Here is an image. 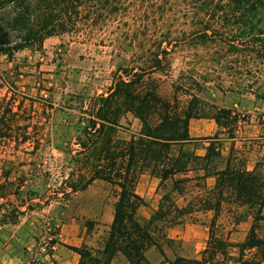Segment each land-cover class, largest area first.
Here are the masks:
<instances>
[{
  "label": "trees",
  "instance_id": "16d2710c",
  "mask_svg": "<svg viewBox=\"0 0 264 264\" xmlns=\"http://www.w3.org/2000/svg\"><path fill=\"white\" fill-rule=\"evenodd\" d=\"M131 10L141 12L146 24H175L178 17L193 24L190 35L199 39L197 47L210 46L213 62L218 66L225 62L229 65L228 72L238 69L227 76L229 82L217 78L214 85L218 90L253 93L252 85L264 79V29L260 27L259 18V13H264V0H0V56L9 59L18 51L41 46L50 37L74 34L79 30L77 24L120 23ZM205 24L221 26L215 31L213 26ZM149 31L148 27L143 29L144 33ZM151 31V38H157L158 31ZM160 31L162 40H155L151 45L147 40L139 46L147 57L133 62L132 66L119 67L110 85L101 89L102 93L97 96L95 92L85 113L87 119L72 127L74 140H69L66 147L76 149L73 154L70 148L63 152L58 165L62 179L58 192L63 201L96 181L112 186L116 195L113 219L101 247L82 246L72 251L79 256L78 264H111L117 255L128 264H148L145 253L149 249L154 248L163 256L160 245L167 242V229L184 225L187 218L192 219L191 223H198L199 220L192 218L193 214L210 212L209 239L201 260L176 258L164 262L224 264L229 260L239 264H261L264 262V239H258L256 231L259 223H264V173L260 171L263 163L247 171L245 161L238 160L233 150L223 160L219 134L204 139L209 145L202 157L185 150L191 143L187 124L191 119L205 118L200 115L201 110L188 106L181 112L175 97L170 103L158 95L154 84L142 86L145 75L154 71L165 73L170 68L165 59L167 52L161 50V45L170 46L166 39L171 29ZM151 47L164 57L158 59L157 53L151 54ZM250 67H255V72ZM246 78L251 79L249 85H245ZM208 83H211L208 78L200 76L199 80L182 78L172 85L174 90L187 94L192 103H197L199 100L194 92H202ZM10 102L11 98L0 99V149L2 141L14 139L11 132L16 114ZM215 111L211 119L232 134L236 117L228 109ZM127 115L138 120L140 131L122 141L116 135ZM27 141L25 136L19 143ZM65 170L69 172L65 174ZM143 174L158 179L159 187H169L161 195L157 211L141 223L137 211L145 202L136 194L135 187ZM208 177L215 179V185L203 195L200 190H205L204 181ZM186 195L191 200L179 207L176 199ZM225 207L232 209L229 210L233 212L235 223L248 216L253 220L245 242L239 246L227 243L222 234L219 237L214 234L216 220ZM234 247L239 250L237 258L228 253ZM252 250L256 253L247 257L245 253ZM218 256L223 259L218 260Z\"/></svg>",
  "mask_w": 264,
  "mask_h": 264
},
{
  "label": "crops",
  "instance_id": "0c3cea01",
  "mask_svg": "<svg viewBox=\"0 0 264 264\" xmlns=\"http://www.w3.org/2000/svg\"><path fill=\"white\" fill-rule=\"evenodd\" d=\"M60 43L58 37H50L42 43L38 52L27 48L14 53L9 59L4 55L0 56V99L8 100L12 93L19 95L21 101L16 104L13 102L12 111L16 115L25 112L26 119L23 124L50 127L51 124L56 123L61 130L60 133H54V135L58 134L55 138L56 142H68L69 140L73 142L74 138L71 137L73 135L68 131H71L72 127L78 123L83 124V120L87 119L85 113L89 109V105L78 108L80 110L78 117L73 120L68 114L73 112V108L53 104L50 98L51 92L45 90L44 85L45 79H48L53 72L52 69H57L56 71L60 72V67L57 64H48L49 51L54 50ZM9 78L13 82L12 88L7 87L6 79ZM46 83L49 84V82ZM101 93V90L97 91L96 96ZM129 116L131 115H127L126 118ZM124 121L126 120L124 119ZM121 125L123 126L124 123L122 122ZM246 128L238 126L233 138H220V153L223 160L229 156L232 150L247 155L249 144L254 138L246 136V133L243 132L246 131ZM28 130L29 128H27ZM221 131V128L211 117L189 120L187 135L191 143L187 145V149L189 148V151L195 156L202 157L209 145L204 139L213 138ZM124 133L119 132L117 138L127 141L131 136L138 134L129 131ZM44 134L45 132L42 136ZM121 134L124 135L120 136ZM24 135L28 139L26 143H20L12 149H0V177H2V172L7 169L19 171L27 168L26 166L32 158L40 152L32 147V136H29L28 132ZM218 136L221 137L220 134ZM47 137H50L49 132ZM73 148V150L70 149L72 154L76 147ZM58 151L59 155L63 156L64 151L60 149ZM254 166L247 162V171H251ZM222 167L220 166V168ZM198 174L201 175L202 172L200 171ZM11 181H13L11 178H0V264H78L79 256L72 249H79L82 246L93 247V234L87 235L86 224L101 223L109 228L112 222L113 207L105 203L106 191L103 189V182L92 183L86 190L75 194L69 206L66 205L60 209L59 206L63 199H51V193L55 195V192H50L49 186H28V183L23 181L10 188L7 184ZM214 185L213 177L206 178L204 181L205 190H200V193L211 191ZM159 190L158 179L147 174L140 176L135 192L144 200L145 206L138 209V218L143 216L148 220L157 211L161 197L158 195ZM61 195L58 193L56 197ZM152 198L153 200H151ZM70 205H73V208L78 205L75 212H72L73 208H70ZM177 205L184 206L179 205V202ZM229 209L231 208L225 207L222 210L216 224L222 230L224 229V238L227 243L239 246L245 242L253 220L248 216L243 221L235 223L233 212ZM210 215V212L201 213L200 216L198 213L197 217L201 218L198 223H185L167 229L165 239L168 244L166 242L161 246L163 256L151 248L145 253L147 263L169 264L164 260L172 262L176 258L200 261L209 239V221L212 216ZM259 225H264V223L260 222ZM51 227L57 229L56 234H50ZM256 235L258 239H264V231L259 233L257 230ZM49 239H53L54 244L52 251L46 255L42 252V247L49 243ZM173 244H177V249L170 248ZM228 253L229 256L237 258L239 250L234 247ZM255 253L256 250H252L249 255ZM119 258L121 264H128L122 256ZM227 263L225 262V264ZM111 264H115V259Z\"/></svg>",
  "mask_w": 264,
  "mask_h": 264
},
{
  "label": "rangeland",
  "instance_id": "374dc122",
  "mask_svg": "<svg viewBox=\"0 0 264 264\" xmlns=\"http://www.w3.org/2000/svg\"><path fill=\"white\" fill-rule=\"evenodd\" d=\"M142 15L141 12L134 13V11L131 10L120 23L77 24L79 30L76 33L55 36L59 38L61 43L54 50L49 51L48 64H57L58 67H60V72L58 73L56 71L57 69H52L53 72L48 79H45L46 81L44 84L45 90H50L49 92H51L50 98L53 104L56 106H71L73 112L68 114H70V117L74 120L75 117H78V112H80L78 108L81 106L88 107L95 92L107 88L110 85L112 75L119 67L125 68L128 64L132 66L133 62L147 57L146 54L144 55L142 48L140 49L139 47L144 44V41L150 40L148 41L150 44L151 42H155V40H157L156 42L162 40V37H160V30L169 27L171 29V34L166 40L169 41L170 46L167 47L166 43H163L161 45V50H166L167 55L165 59L170 68L165 73L154 71L145 75L142 86L154 84L158 95L170 103L175 97L177 99V108L181 112L188 106H194L201 110L200 115L202 117H210L216 113L215 110L217 109L230 110L232 116L234 115L236 117L237 124L231 129V131H233L232 134L229 133L228 129L220 127L222 131L219 133L221 135L219 138L230 139L235 136V131L238 129V126L247 127L246 131L243 132L246 133V136L254 138L249 144L247 155H244L240 151H234V155L237 154L238 160L242 159L245 163L249 162L253 165H262L263 163V167L261 166L260 171L264 173V79H260L259 82L252 85L251 90L253 93H240L237 92L236 89L233 91L218 90L216 85H214L217 83V78L229 82L230 79L227 76L233 75L238 69L234 68V72H228L227 66L229 65H225V62H222L219 66L213 62V49H211L210 46L197 47L199 39L190 35L192 33L190 27L193 24L181 20L180 17L177 18L175 24H158L159 22L157 24H146ZM181 15L182 14H180V16ZM259 18L261 20L260 27L264 29V13L260 12ZM205 25L213 26L215 31H218L221 26V24ZM145 27H148L150 31L144 33L143 29H145ZM151 30L158 31V39L155 37L151 38ZM182 33H184V35H180ZM40 48L41 46L34 45L28 49L38 52ZM149 49L151 54L157 53L158 59L164 57V55L155 51L152 47ZM132 56L135 57L132 58ZM249 69L255 72V67H250ZM23 72H25V70H23ZM200 76L208 78L211 83L205 85L202 92H194L199 100L197 103H192L191 99L184 92L173 89L172 84L179 79L193 78L199 80ZM6 81L8 83L7 87L12 88L13 82L11 79H6ZM46 82H49V84ZM250 82L251 79L246 78L245 85H249ZM227 84L228 83L224 85L225 89L228 87ZM10 98V103H12L10 105H14L21 101L20 96L14 93L11 94ZM3 107H5V105H3L2 108ZM212 107L216 109H212ZM25 116L26 114L24 111L22 114L18 113L15 115L11 132V136L14 139L2 141L1 146L4 149L16 148V146L20 144L19 140L25 137L26 135L24 134L28 132L29 136H32V147L40 150V152L37 153V156L32 158L31 162L26 166L27 168L19 171L7 169L2 172V177L0 178H11L13 181L8 184L6 183L10 188H13L12 186H16V184H20L23 181H26L28 186H49L50 192H55V195L51 193L50 198L62 199V195L56 197L62 182V179L59 178L58 164L63 159V156L59 155L58 150L60 149L66 152L68 148L72 150L74 148L66 147L65 144L67 141L56 142L55 138L58 134L54 135V133H60L61 131L58 128L59 125L56 123L51 124L50 127L43 125L27 126L23 124L26 119ZM125 120L126 121L123 119L121 121L124 125L122 129L117 131V134L119 132L124 133L125 131L138 133L140 130V123L131 116ZM251 126L253 128H250ZM27 128H29L28 131ZM44 132L45 134L42 136ZM48 132L50 133V137H47ZM69 133L74 135L73 130L69 131ZM185 150H189V148L187 149L186 147ZM67 162L68 161L64 164H67ZM68 172L69 170H65V174ZM168 187L169 186H167V189ZM103 189L106 191L105 203L114 207L116 195L113 193L112 186L104 183ZM167 189L160 187L158 195H162ZM153 198L151 200H153ZM71 200L72 197L68 201L61 202L59 208H64L66 205L69 206ZM190 200L191 197L189 195L176 199L179 205H185ZM76 207H78V205L74 208L73 205H70V208H73L72 212H75L77 209ZM200 214L201 213H199V216ZM197 216L198 214H193L192 218H195L196 221L201 220V218ZM137 219L141 223L147 221L143 216H139ZM186 220L187 223H191L190 220L192 219L189 220V218H187ZM86 228L88 229L87 235L93 234V247L88 248H100L109 231L107 225L92 223L86 224ZM53 229L54 228L51 227L50 234L52 235L57 232V229ZM213 230L216 237H219L220 234L224 236V229L222 230L218 224L215 225ZM258 231L262 233L264 231V225H259ZM163 245L164 243H161L160 246ZM170 248L174 250L177 249V244H173ZM153 250L156 251L154 248ZM119 256L120 255H117L114 258L115 264L122 263ZM246 256L250 257L251 255L247 253ZM222 259V257L218 256V260ZM225 262H228L227 264H239L237 262H229V260Z\"/></svg>",
  "mask_w": 264,
  "mask_h": 264
},
{
  "label": "built area",
  "instance_id": "2783aa9c",
  "mask_svg": "<svg viewBox=\"0 0 264 264\" xmlns=\"http://www.w3.org/2000/svg\"><path fill=\"white\" fill-rule=\"evenodd\" d=\"M52 235V234H51ZM53 239H49V243L43 245L42 247V252L45 253L46 255H48V253H50L53 249Z\"/></svg>",
  "mask_w": 264,
  "mask_h": 264
}]
</instances>
